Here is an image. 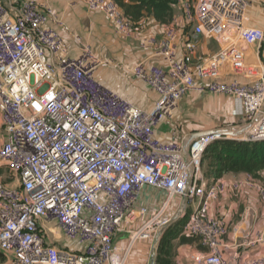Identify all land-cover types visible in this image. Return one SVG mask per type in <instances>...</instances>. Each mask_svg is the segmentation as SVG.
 <instances>
[{"label":"built area","instance_id":"1","mask_svg":"<svg viewBox=\"0 0 264 264\" xmlns=\"http://www.w3.org/2000/svg\"><path fill=\"white\" fill-rule=\"evenodd\" d=\"M257 1L178 0L192 31L183 33L176 19L165 25L159 36L141 42L149 56L139 59L131 72L157 96L149 111L96 79L101 62L90 48L81 56L68 55L64 36L48 27L51 20L60 23L52 7L19 0V6L9 9L0 1L5 134L0 162L19 180V186L8 187L0 178V253L13 264H126L136 241L170 225L169 207L183 202L188 212L184 232L204 248L193 253L192 264H264V258L225 257L229 227L210 215L225 186L211 183L202 160L207 148L224 137L202 136L187 148L157 137L181 101L199 93L231 98L232 117L253 122L252 141H264V80L245 85L238 79L252 72L239 42L264 43V30L246 25L248 10ZM84 2L124 38L135 36V24L113 1ZM205 31L221 48L197 61ZM154 58L162 63H153ZM240 188L239 183L231 187L233 192ZM148 189L164 195L163 206L149 211L142 229L130 232L129 247L122 248L115 238L131 227ZM257 189L264 196V186ZM43 223H55L68 246L49 242ZM234 229L239 237L240 227Z\"/></svg>","mask_w":264,"mask_h":264},{"label":"crops","instance_id":"2","mask_svg":"<svg viewBox=\"0 0 264 264\" xmlns=\"http://www.w3.org/2000/svg\"><path fill=\"white\" fill-rule=\"evenodd\" d=\"M6 7L9 9H14L19 6V0H0ZM40 3H44L52 7L56 14L57 18L60 21L58 23L56 20H51L48 24V27L57 30L60 32L68 44V36L67 29L70 27L71 23L74 21L81 22L86 17H92L101 22L100 24H105V16L99 13H91L86 9V5L84 0H34ZM191 1V0H189ZM197 1V0H196ZM84 10L87 11L84 14ZM173 11V10H172ZM172 14V21L174 19L177 20L179 26L181 27V31L183 33H189L192 31L193 26L186 24L184 21V16L182 12L179 11L177 15ZM247 23L246 25L250 27H255L264 30V0H258L255 4H253L247 13ZM63 24V26L61 25ZM92 29L100 30L96 21H91ZM143 26L144 30L140 33H136L133 36L134 41H136L135 53L136 56L135 61L138 62L139 59L146 58L149 56L146 52H143L141 48V42L145 41L147 38L151 36H159L164 28V24L159 23L153 16H147L140 23L135 24V26ZM218 40L213 38L208 32L205 31L203 37L201 38V42L199 45V49L195 55V59L197 61L206 60L210 58L212 55L217 53L221 47L218 46ZM69 46V45H68ZM181 43L179 47L181 48ZM239 49L243 52L245 62L248 66L252 68V72L239 76V81L245 85H254L257 82L264 80V43L261 46L258 45H248L243 41H240L238 44ZM72 54V53H71ZM70 55V54H69ZM74 57V56H73ZM154 63H162V60L153 59ZM232 77H227L224 80L228 81ZM153 93V92H152ZM154 94V93H153ZM214 96L210 94H199V93H191L189 94L185 100L182 102V105L187 108H200L205 109L208 108L211 114H228L227 106H215L214 104L208 105L204 101V99H200L204 96ZM155 101L157 96L154 94ZM215 97V96H214ZM217 97V96H216ZM218 97H226V96H218ZM229 98V97H228ZM231 100V98H229ZM232 103V100H231ZM232 111V110H231ZM180 113V112H179ZM232 114V113H231ZM199 115L189 114L187 120L197 122H204L208 120L207 117L200 118ZM185 119L182 115L176 112L174 117L170 121H164L157 131V137L164 142H177L181 143L184 148H187L190 142L196 138L197 134H201L202 132L198 131L196 125L192 126V122H190V126L186 124H182L180 120ZM237 119V118H236ZM196 120V121H195ZM239 121V120H238ZM242 121V120H240ZM4 128L2 125V120L0 116V147L4 143ZM262 180H254L250 176L246 174H228L225 175L222 179L219 180V184H223L225 186V192L219 198L218 201L214 202L210 208V215L213 217L220 218L225 224L229 227V235L226 238V243L228 245L227 250L225 251V257H238L241 259L244 258H264V196L258 191L257 185L264 186V172L262 173ZM234 183L241 184V188L238 192H233L231 189ZM251 184H257L256 187ZM159 195V194H158ZM158 200L154 194H150L149 191H145L142 193L140 204L146 201ZM51 225H56L55 223ZM240 227V235L239 237L235 236L236 227ZM58 229V228H57ZM129 229V230H128ZM130 228H123L118 236L115 238V243L125 248L126 239L123 238V235H130L132 232ZM58 231V230H57ZM263 236V240H259V238ZM54 238L58 240L53 242L59 248H64L65 238L62 233L58 231ZM53 238V239H54ZM129 238H131L129 236ZM131 242V240H130ZM129 242V243H130ZM128 243V246H129ZM147 241L140 240L137 242L131 251L133 253V257H135L138 264H144L145 260L148 256V247ZM128 248V247H126ZM152 249V248H151ZM129 255V257L131 256ZM128 257V258H129ZM132 257V258H133ZM150 257V256H149ZM150 263V262H149ZM0 264H12L11 261L4 260L0 262Z\"/></svg>","mask_w":264,"mask_h":264},{"label":"rangeland","instance_id":"3","mask_svg":"<svg viewBox=\"0 0 264 264\" xmlns=\"http://www.w3.org/2000/svg\"><path fill=\"white\" fill-rule=\"evenodd\" d=\"M192 4H196V0L190 1ZM178 0H172V14L176 11L177 15L179 14V7L177 6ZM84 14L87 13L86 10H84ZM181 12V11H180ZM100 14V13H99ZM96 21L100 28V30L92 29L91 21ZM172 20V19H171ZM170 20V21H171ZM105 24H100L98 20L92 17H86L81 22L74 21L71 23L70 27L67 29V36H68V44H67V52L68 55L71 57H77L81 56L84 53L85 48H90L91 51L94 53V55L97 57V59L101 62V66L96 72V79L106 88L117 92L118 94H121L125 97H127L133 104L136 106L149 111L153 107L155 103V97L154 94L141 82L134 79L132 76V69L136 65L134 55L135 53V47H136V41L132 40L133 38H124L123 35H121L119 32H117L116 28L112 26L110 21L105 17ZM167 22L164 24L163 22H159L161 24L167 25L170 23ZM144 25L142 26H135L136 33H140ZM142 29V30H140ZM140 31V32H139ZM69 45V46H68ZM218 46L221 47V44L218 42ZM72 53V54H71ZM186 98V97H185ZM184 98V100H185ZM200 99H204L205 103L208 105L214 104L218 107L222 105L227 106L228 114H211L210 110L208 108L200 109V108H187L182 105V101L179 104V108L177 113L182 115L185 119L180 120V122L183 124L188 123L187 125L190 126V122H192V126L196 125L198 126V131L202 133H209L214 131H223V130H232V133H236L237 136H235L236 140L239 141H252L254 134H253V126L254 123L245 122L242 119H236L232 117V103L231 100L228 97H214V96H204ZM180 112V113H179ZM189 114H195L198 117L205 119V117L208 118V120L204 122H197L196 123L190 120H187ZM171 118L170 120H172ZM168 120V121H170ZM239 120V121H238ZM242 120V121H240ZM171 122V121H170ZM205 171V169H203ZM0 178L3 179V182H5L10 187H17L19 186V180L18 176L7 166L3 165L0 162ZM150 194H154L156 197H158V200L153 201H146L141 204H139L136 207V214L134 215V220L132 221L131 227L134 229L132 230L135 234L139 230L142 229V227L145 225V223L148 220V214L151 209H161L162 199L164 198V195L148 189ZM159 193V195H158ZM180 198H175L174 201H178ZM180 201V200H179ZM174 203V202H173ZM183 203V202H182ZM182 203L179 202L174 203V205H171L167 211L168 217L172 219V223L167 226L166 231L168 229H175V232L172 235V238H176L172 244L174 246V252H173V262L174 264H192L191 256L195 252H204V248L201 246L200 242L198 240L188 237L184 230L185 226L187 224V217L188 212H184V208H182ZM45 228H48L45 230ZM43 236L48 237L46 238L49 242H56L58 239L54 238V235L58 233V229L56 225H48L43 223ZM51 230V231H50ZM165 231V232H166ZM52 232V233H51ZM164 232V233H165ZM54 233V234H53ZM159 233V230H156L151 233H147L148 238L144 241H147V252L149 253L145 263L144 264H150L151 261V253L153 248V244L155 243L156 237ZM134 234L131 235H123V238L126 239L125 248L129 247L128 243L130 242L131 238ZM164 235V234H163ZM146 236V235H144ZM54 238V239H53ZM142 240L139 238L136 243ZM189 241V244L183 245L182 243L184 241ZM135 243V244H136ZM134 244V246H135ZM64 247L68 246V242L65 241L63 244ZM133 246V248H134ZM132 248V250H133ZM158 248V246H157ZM156 248V249H157ZM131 250V251H132ZM131 254V252H130ZM150 256V257H149ZM133 253L128 258L126 264H138L135 257H133ZM5 260L11 261L12 259L9 256L5 255Z\"/></svg>","mask_w":264,"mask_h":264},{"label":"trees","instance_id":"4","mask_svg":"<svg viewBox=\"0 0 264 264\" xmlns=\"http://www.w3.org/2000/svg\"><path fill=\"white\" fill-rule=\"evenodd\" d=\"M111 1L122 10L125 18L134 24L140 23L147 16H153L157 21L164 24L172 19V0ZM202 168L205 169V171L203 170L204 174L212 184L217 183L228 174H246L254 180H262V173L264 172V141L218 140L212 143L205 151ZM3 183L8 186L5 182ZM174 232V228L168 229L162 236L155 264H174V246L172 244L176 239L172 238ZM182 244H189V241H184ZM4 260L5 255L0 253V262Z\"/></svg>","mask_w":264,"mask_h":264},{"label":"water","instance_id":"5","mask_svg":"<svg viewBox=\"0 0 264 264\" xmlns=\"http://www.w3.org/2000/svg\"><path fill=\"white\" fill-rule=\"evenodd\" d=\"M264 110V108H263ZM212 135H220L224 137L225 140H236L235 135H233L232 130H223V131H216V132H209V133H201L194 136V138H200L202 136H212ZM167 228V227H166ZM166 228H163L161 231H159L155 243L153 244L152 253H151V261L150 264L156 263V255H157V246H159L160 240L166 231ZM157 248V249H156Z\"/></svg>","mask_w":264,"mask_h":264},{"label":"bare ground","instance_id":"6","mask_svg":"<svg viewBox=\"0 0 264 264\" xmlns=\"http://www.w3.org/2000/svg\"><path fill=\"white\" fill-rule=\"evenodd\" d=\"M238 134H239V132H238ZM238 134H237V135H238ZM233 135L237 136L236 133H233Z\"/></svg>","mask_w":264,"mask_h":264}]
</instances>
